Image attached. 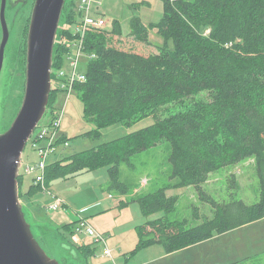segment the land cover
Wrapping results in <instances>:
<instances>
[{
  "label": "trees",
  "instance_id": "1",
  "mask_svg": "<svg viewBox=\"0 0 264 264\" xmlns=\"http://www.w3.org/2000/svg\"><path fill=\"white\" fill-rule=\"evenodd\" d=\"M75 15V0H69L63 11L64 22H72ZM154 28L164 45L172 43L167 53L152 51L156 44L149 39V29ZM110 35L99 30L84 36L85 51L94 53V57L83 67L84 82L74 84V89L81 98L83 115L95 123L87 134L98 137L100 129L114 124L131 127L146 116H152L153 122L49 163L44 184L49 186L68 174L106 166L110 186L124 192L120 164L165 139L170 145L173 186H193L200 198L210 203L211 215L188 228L185 220L169 221L164 215L147 220L135 227L137 249L160 243L165 252H172L214 232L222 233L263 217L264 0H163L158 21L146 25L134 15L125 37H120L116 22ZM63 56L64 47L59 44L52 66L60 67ZM201 91L206 92V99H193L183 110L165 117L158 115L163 105L182 102ZM56 92L51 89L46 110L53 108ZM248 156H254L257 162L258 201L219 202L204 192L202 184L210 173ZM21 178L20 174L19 198L23 195ZM38 189L39 185L31 184L26 194ZM165 189L136 198L142 214L157 210L168 213L175 208V196L166 195ZM194 214L199 217L198 208H194ZM145 233L154 236L144 238ZM92 250L88 244L75 249L77 258L82 259Z\"/></svg>",
  "mask_w": 264,
  "mask_h": 264
},
{
  "label": "rangeland",
  "instance_id": "2",
  "mask_svg": "<svg viewBox=\"0 0 264 264\" xmlns=\"http://www.w3.org/2000/svg\"><path fill=\"white\" fill-rule=\"evenodd\" d=\"M101 5L92 12H99L107 23L101 28L111 34L113 22L120 25L121 36L125 37L130 30V19L136 15L144 24L158 21L163 12V0H99ZM77 0H75V3ZM93 14V13H92ZM20 22L18 16L12 28V41L21 49ZM19 31V32H18ZM95 31V30H94ZM93 31V32H94ZM205 33L207 30L204 31ZM111 36V35H110ZM112 37L109 38L111 40ZM149 39L156 44L161 54L172 49L169 41L163 44L161 36L156 29H149ZM141 49L146 50V45ZM84 67V62L80 68ZM64 93V92H63ZM56 92L53 108L62 109L60 124L56 138H63L55 142L54 149L47 157V164L63 159L75 152L86 150L98 144L120 137L128 131L139 129L153 122L152 116L137 120L131 127L114 124L99 131L100 136L91 137L88 131L94 129L93 120L83 115V104L76 89H73L66 98V94ZM22 97V88L10 72L0 74V133L6 130L12 121ZM205 91L189 96L182 102H171L163 105L158 112L160 117L185 109L193 99H206ZM50 120V111L46 110L39 124L43 125ZM38 128H35L36 132ZM67 142V145L63 144ZM170 151L169 142L161 140L155 146L134 153L128 163L122 162L119 166V179L126 185L124 192L113 188L109 184L106 166L94 170H86L56 179L54 183L46 186L47 192L38 189L33 194L28 193L29 186L33 184V176L21 174L20 191L23 194L20 202L32 206L28 199L39 206V210L30 215L26 206L22 205L27 222L41 247L47 254L56 258L60 263L63 257L68 256L65 249L59 245L76 249L78 244H89L94 250L85 258L78 257L74 264H113L108 256H104L102 245L96 243L94 238L73 230L74 220L84 218L87 223L106 238L105 244L111 250L116 264H264V216L243 226L229 229L219 234L212 241H199L182 251L166 253L162 244L152 243L137 249L138 236L135 230L147 220L165 216L169 221L185 220V227H191L201 222L205 216L211 215V205L201 199L193 186L174 187V180L170 179L171 165L168 160ZM24 162L37 160L36 153L30 143L26 142L21 154ZM264 175V163L261 165ZM260 178L257 162L254 156H248L236 164L220 167L210 173L203 182L202 188L219 202L242 200L251 204L259 199ZM165 187L168 196H175V208L168 213L162 210L151 211L144 215L141 213L136 198L144 196L159 188ZM53 197H59L64 207L49 211L46 206ZM27 200V201H26ZM83 211H80L83 209ZM194 208H198L199 217L196 218ZM69 224L68 227H64ZM44 229L46 233L44 234ZM152 233H145L144 238H151ZM213 236V237H214ZM69 261L70 255H69Z\"/></svg>",
  "mask_w": 264,
  "mask_h": 264
},
{
  "label": "water",
  "instance_id": "3",
  "mask_svg": "<svg viewBox=\"0 0 264 264\" xmlns=\"http://www.w3.org/2000/svg\"><path fill=\"white\" fill-rule=\"evenodd\" d=\"M68 1L34 0L31 9L23 86L20 83L21 102L8 128L0 133V264H74L77 259L75 249L63 243L59 248L67 250L68 256L63 257L61 263L41 247L25 218L17 182L24 146L46 111L51 76L55 72L52 66L54 50L61 41L65 25L63 11ZM0 20L1 68L3 48L8 36L4 0L1 1Z\"/></svg>",
  "mask_w": 264,
  "mask_h": 264
},
{
  "label": "built area",
  "instance_id": "4",
  "mask_svg": "<svg viewBox=\"0 0 264 264\" xmlns=\"http://www.w3.org/2000/svg\"><path fill=\"white\" fill-rule=\"evenodd\" d=\"M95 9L101 5L99 0H77L76 15L72 22L65 23L60 45L64 47L63 64L55 67V72L51 76V89L65 93L66 98L74 89V84L84 82L85 74L80 64L84 62V66L94 57V53L85 51L84 36L88 31H99L105 26L107 20L99 13L92 12V5ZM93 13V14H92ZM63 93V94H64ZM62 109L56 110L51 108L50 120L43 125L37 124L36 132L32 131L28 138L32 150L37 155L34 162L21 161L22 174L32 175L33 184L40 186V189L47 192L44 184V171L47 164V157L55 147L54 138H56L57 130L60 124ZM67 145V142L63 144ZM49 211H55L63 208V202L59 197H53L52 201L46 206ZM74 232L83 233L94 238L96 243L102 245L101 253L105 256H111V250L105 244V236L95 231L84 218H78L73 227ZM114 264V263H113Z\"/></svg>",
  "mask_w": 264,
  "mask_h": 264
},
{
  "label": "flooded vegetation",
  "instance_id": "5",
  "mask_svg": "<svg viewBox=\"0 0 264 264\" xmlns=\"http://www.w3.org/2000/svg\"><path fill=\"white\" fill-rule=\"evenodd\" d=\"M1 1L2 0H0V8ZM33 4L34 0H17L16 3L15 0H4V19L8 31V36L3 48L0 74L2 73V70H4L5 74L10 72V75L21 83V86H23L24 83L27 32ZM18 16L22 20L19 27V31L21 30V49L13 43L11 32L12 28L14 30V21ZM1 39L2 26L0 20V42Z\"/></svg>",
  "mask_w": 264,
  "mask_h": 264
},
{
  "label": "crops",
  "instance_id": "6",
  "mask_svg": "<svg viewBox=\"0 0 264 264\" xmlns=\"http://www.w3.org/2000/svg\"><path fill=\"white\" fill-rule=\"evenodd\" d=\"M83 171H85V170H83ZM83 171H80V172H83ZM57 180H59V179H57ZM54 181H56V179L55 180H53V181H51L50 182V184H52V183H54ZM49 184V185H50ZM29 201H27L28 203H30L32 206H30V205H27L26 203H22V205H24V206H26V208H27V211H28V213L30 214V215H33L34 216V214H33V212H36V211H38L39 210V206L36 204V203H33V201L32 200H30V199H28ZM63 202V201H62ZM63 207H64V202H63ZM62 209V208H61ZM84 210V208L83 209H81L80 211H83ZM75 221H77V219L76 220H74V222ZM247 224V223H246ZM243 225H245V224H243ZM243 225H240V226H243ZM240 226H238V227H240ZM235 228V227H234ZM225 232V231H224ZM220 234V233H219ZM219 234H215V236L213 237H211L210 239H206V240H204V241H212V240H214L215 238H216V236L217 235H219ZM203 241V240H202ZM198 244L199 243H202V242H197ZM197 243H194V245L195 244H197ZM78 245H87V244H84V243H79ZM89 245V244H88ZM193 245V244H192ZM192 245H189V246H186V247H184V248H181V249H179V250H175V252H177V251H182V250H184V249H186L187 247H190V246H192ZM90 246V245H89ZM90 248H93V247H90ZM93 250H94V248H93ZM164 250V249H163ZM174 251H172V253H173ZM166 253H170V252H166ZM105 256V255H104ZM109 257V259H110V261L111 262H113L114 264H116L115 262H114V258H113V256H112V252H111V256H108Z\"/></svg>",
  "mask_w": 264,
  "mask_h": 264
}]
</instances>
